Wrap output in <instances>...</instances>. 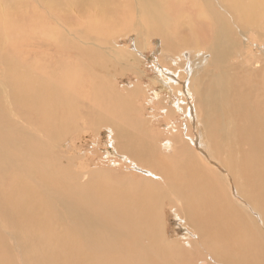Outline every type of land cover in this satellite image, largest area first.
I'll return each instance as SVG.
<instances>
[{"label": "bare ground", "instance_id": "obj_1", "mask_svg": "<svg viewBox=\"0 0 264 264\" xmlns=\"http://www.w3.org/2000/svg\"><path fill=\"white\" fill-rule=\"evenodd\" d=\"M23 3L17 47L0 16V264H264V0ZM115 34L130 58L160 40L151 82L186 116L161 140L142 86L95 72L115 69ZM98 126L116 168L67 167L64 134ZM164 206L186 238H167Z\"/></svg>", "mask_w": 264, "mask_h": 264}, {"label": "rangeland", "instance_id": "obj_2", "mask_svg": "<svg viewBox=\"0 0 264 264\" xmlns=\"http://www.w3.org/2000/svg\"><path fill=\"white\" fill-rule=\"evenodd\" d=\"M4 2V4L2 2H0V16L1 14L2 15H6V18H7V21L8 20H14V32L16 33L15 36H13V40H11L12 42H14V45H19V42H20V35L18 34L19 32L23 31V22H24V17L23 16L26 11H25V4L23 3V0L21 1V3L19 4L18 2L16 3L17 5H15V3H11L10 1L8 2V4L5 3L4 0H1ZM6 5V6H4ZM8 6V7H7ZM20 6V7H19ZM5 7V8H3ZM17 9V10H16ZM19 10V11H18ZM3 11V12H2ZM10 11V12H9ZM25 11V12H24ZM7 14H6V13ZM21 12V13H20ZM28 13L32 14V9H28L27 11ZM20 13V15H19ZM24 13V14H23ZM26 13V14H28ZM29 15V14H28ZM4 16L2 19H4ZM30 16V15H29ZM31 17V16H30ZM9 21V22H10ZM18 21V22H17ZM19 23V24H18ZM20 25V26H19ZM125 31H123L124 33ZM127 33V32H125ZM119 34H115L116 38L114 39V44H118V46L120 48H117L120 49L117 51V55L119 53V55L117 56V58L115 60V73H114V70L112 72H110L109 74L108 73H104L106 72V70L103 72L101 71H98V70H95L96 73L98 74H101V75H104L105 77L107 78H110V80H114V83L119 87L121 88L123 85L127 84L130 82V84H134V83H139L142 87H140V90H139V94L137 96V99L136 98V105H137V109L139 110L138 114H139V117L140 119L143 120V117L144 119L151 124L152 122V125H153V130L155 131V134H158L159 136V140L163 139V137L167 134V126H165V124L167 123V121H169L171 124H175L177 125L178 122H180V120H182V122L185 123V120H184V116L180 111L179 109H176V112L175 114H171L170 113H167L166 111V108H168V105L169 107L170 106H173L174 105V102L175 101V96L171 95V93L169 94V91L167 88H163L159 85H157V87H161V89H158L156 87V83H152L151 82V72H150V69L152 68L153 66V63H155L153 60H155V57L158 55L159 53V50H160V40L156 39L154 40V42H152V50L151 52L150 51H146L145 54L143 53L142 55H135L134 56H131L128 57V55H130L129 51H131V48L132 47V44H133V37L134 35H130L129 36H124V37H121V36H118ZM132 36V38H131ZM121 37V38H120ZM11 38V39H12ZM120 38V39H119ZM18 41H17V40ZM127 45H129V48L128 50H126V47ZM11 47H13L12 45H10ZM117 46V47H118ZM7 47V44L4 43L3 41H0V49H3L5 48L6 49ZM17 47V46H16ZM15 49V47H14ZM123 49V50H122ZM113 51H116V50H113ZM123 51H125L126 53H124ZM134 52V51H133ZM15 54H19L18 52L17 53H14ZM113 56H114V53H112ZM121 56V57H120ZM21 57V56H20ZM106 57H110L108 56V54H104V56H102V59H106ZM145 57V58H144ZM17 60L19 61V58L18 56L16 57ZM123 58V59H122ZM70 59V58H69ZM140 59V62H138V60ZM126 60L129 61V65L126 64ZM132 60V61H131ZM135 60V62H134ZM117 61V62H116ZM133 63V64H131ZM126 65L124 67V65ZM137 66H136V65ZM26 65L30 66V68L32 69L33 72H40V73H43L46 71L47 68H50V65L49 63H47L46 60H42L40 59V63H27ZM113 67V65L111 66ZM122 67V68H120ZM139 68L140 70H144L142 72H138L139 70L137 69ZM120 70V71H119ZM93 71V70H92ZM118 71V72H117ZM122 72V73H121ZM120 73V74H119ZM111 75L113 76V78L111 77ZM115 76V77H114ZM124 77V78H123ZM112 78V79H111ZM117 78V79H116ZM123 78V79H122ZM122 79V80H121ZM147 84V85H146ZM148 89L147 93L149 92V94L151 95H154V91H157L158 92V97L157 95L154 96L153 100L150 105L145 101V98L147 95L145 94V92H143V90L145 91V89ZM154 88V89H153ZM150 89V90H149ZM82 90V89H81ZM83 92H87V94H89L88 90H85ZM146 95V96H145ZM144 96V97H143ZM163 96V97H162ZM158 97V98H157ZM174 98V99H173ZM159 99V100H157ZM163 99V100H162ZM162 101V102H161ZM160 102V103H158ZM169 102V103H168ZM157 103V104H156ZM186 103H188V100H186ZM168 104V105H167ZM159 105H162V106H159ZM164 105V107H163ZM145 107V108H144ZM149 107V108H148ZM162 109H160V108ZM166 107V108H165ZM165 108V109H164ZM147 109V111H145ZM149 111H152V114L151 112ZM160 111V112H159ZM143 112V113H142ZM165 112V113H164ZM173 113V112H172ZM188 113V112H187ZM142 114L143 117H142ZM154 114V115H153ZM161 114V115H160ZM169 114V116H168ZM171 114V115H170ZM180 114V116H178ZM183 116H182V115ZM147 115V116H146ZM151 115H153L151 117ZM163 118H162V117ZM173 116H175L173 118ZM157 117V118H156ZM168 117V118H167ZM177 117V118H176ZM186 117V116H185ZM148 118V120L146 119ZM180 118V119H179ZM165 120V121H164ZM184 120V121H183ZM144 121V120H143ZM145 121V122H146ZM173 121V122H172ZM165 123V124H164ZM183 126H181L182 128ZM96 130H93V129H89V130H85V129H82L80 128V132L79 130L77 131V129L72 133L71 131L68 133V134H64L63 136V140H62V143H63V146L61 147L59 145V142H58V145L56 148H55V151L57 150L59 158L63 159L64 160V164L67 166V167H70L72 168V170H78L80 166H83L81 164L82 161H84L83 163H85V165L83 166L84 169L86 170H91L93 168V172H98L100 169H113V168H116V165L113 164V159H115V162L118 163V160H117V156L113 153V152H107L106 148H108V143L107 145L104 143L106 141V139L104 138V133H103V128L102 127H96L94 128ZM92 130V131H91ZM160 132V133H159ZM81 133V134H80ZM184 133V131H183ZM67 135V136H66ZM69 135V136H68ZM90 135V136H88ZM95 135V137L93 136ZM194 135V134H193ZM78 136V137H76ZM101 136V137H100ZM197 136V133L193 136V138H195ZM65 137V138H64ZM71 137V138H70ZM75 137V139H74ZM80 137V138H79ZM98 137V139H97ZM67 138V139H66ZM78 139V140H77ZM83 141H82V140ZM94 139V140H93ZM69 140V141H68ZM80 140V141H79ZM89 142H87V141ZM96 140V141H95ZM65 141V143H64ZM99 141V142H98ZM79 142V143H78ZM74 143V144H73ZM96 143V144H95ZM104 143V144H103ZM99 144V145H98ZM68 147V148H67ZM75 147V148H74ZM101 147V148H99ZM59 148V149H57ZM70 150V151H69ZM76 150V151H74ZM90 151V152H89ZM101 152V153H98V152ZM67 152V153H66ZM83 152V153H82ZM87 153V154H86ZM93 153V154H92ZM57 154V153H55ZM105 154V155H104ZM113 154V155H112ZM62 155V156H61ZM70 155H72V158L70 157ZM74 155V156H73ZM79 155V156H77ZM85 155V156H84ZM91 155V156H89ZM108 155V156H107ZM111 155V156H110ZM61 156V157H60ZM64 156V157H63ZM94 156V157H92ZM106 156V158H105ZM116 156V157H115ZM88 157V158H87ZM103 158V159H102ZM109 158V159H108ZM71 159V160H70ZM100 159V160H99ZM73 160V161H72ZM68 161H72V163H68ZM101 161V162H100ZM110 161V162H109ZM67 162V163H66ZM107 162V163H106ZM74 163H76L74 165ZM112 163V164H111ZM71 164H73L72 166H70ZM114 166V167H113ZM81 168V167H80ZM90 173V175H91ZM123 174V172H122ZM89 175V176H90ZM88 176V177H89ZM113 178L109 177V180L108 182H111ZM93 181L95 180L94 178L92 179ZM107 180V179H106ZM114 182V180L112 181ZM167 207V206H164V208L161 210V215H162V219L163 220V224H165L166 226V232H167V238L170 239V240H176V239H179V238H183L186 236V233L184 231V228L182 229L181 226H179V224L177 223V219H176V215L175 214H172L174 212H172L173 210ZM165 210V211H164ZM172 214V215H171ZM164 215V216H163ZM177 225V226H176ZM168 227V228H167ZM172 227V228H171ZM178 229V230H177ZM182 229V230H181ZM170 231H173V232H170ZM183 232V233H182ZM175 233V234H174ZM185 233V234H184ZM183 234V236H182ZM172 235V236H171ZM186 238V237H185Z\"/></svg>", "mask_w": 264, "mask_h": 264}]
</instances>
